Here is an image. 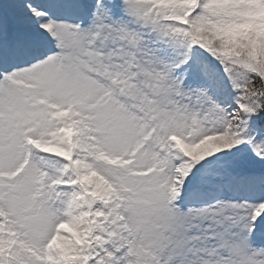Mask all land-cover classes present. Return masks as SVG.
<instances>
[{
  "label": "snow or ice",
  "instance_id": "6c2138e0",
  "mask_svg": "<svg viewBox=\"0 0 264 264\" xmlns=\"http://www.w3.org/2000/svg\"><path fill=\"white\" fill-rule=\"evenodd\" d=\"M0 264H264V0H0Z\"/></svg>",
  "mask_w": 264,
  "mask_h": 264
}]
</instances>
